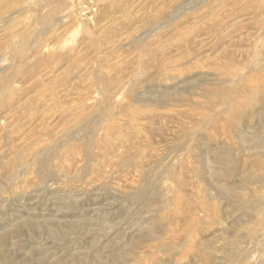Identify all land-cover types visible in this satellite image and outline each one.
Wrapping results in <instances>:
<instances>
[{
  "label": "rangeland",
  "instance_id": "374dc122",
  "mask_svg": "<svg viewBox=\"0 0 264 264\" xmlns=\"http://www.w3.org/2000/svg\"><path fill=\"white\" fill-rule=\"evenodd\" d=\"M0 264H264V0H0Z\"/></svg>",
  "mask_w": 264,
  "mask_h": 264
},
{
  "label": "bare ground",
  "instance_id": "6f19581e",
  "mask_svg": "<svg viewBox=\"0 0 264 264\" xmlns=\"http://www.w3.org/2000/svg\"><path fill=\"white\" fill-rule=\"evenodd\" d=\"M80 111V110H79ZM83 111V110H82ZM81 112V111H80ZM79 113V112H78ZM81 113H83V112H81Z\"/></svg>",
  "mask_w": 264,
  "mask_h": 264
}]
</instances>
